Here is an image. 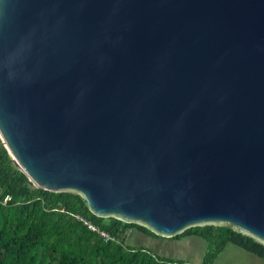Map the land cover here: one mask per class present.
<instances>
[{
	"label": "water",
	"instance_id": "95a60500",
	"mask_svg": "<svg viewBox=\"0 0 264 264\" xmlns=\"http://www.w3.org/2000/svg\"><path fill=\"white\" fill-rule=\"evenodd\" d=\"M0 138L98 216L264 242V0H0Z\"/></svg>",
	"mask_w": 264,
	"mask_h": 264
},
{
	"label": "trees",
	"instance_id": "16d2710c",
	"mask_svg": "<svg viewBox=\"0 0 264 264\" xmlns=\"http://www.w3.org/2000/svg\"><path fill=\"white\" fill-rule=\"evenodd\" d=\"M130 229L163 237L143 224L94 214L78 192L34 186L0 138V264H192L161 257L144 246H129ZM191 235L209 243L201 264H213L230 242L264 261V242L232 225H197L170 238Z\"/></svg>",
	"mask_w": 264,
	"mask_h": 264
},
{
	"label": "rangeland",
	"instance_id": "374dc122",
	"mask_svg": "<svg viewBox=\"0 0 264 264\" xmlns=\"http://www.w3.org/2000/svg\"><path fill=\"white\" fill-rule=\"evenodd\" d=\"M126 242L131 247L144 246L161 257L192 264H201L210 249L208 241L196 235L172 239L164 236L152 237L136 229L128 231ZM213 264H264V261L256 254L230 242Z\"/></svg>",
	"mask_w": 264,
	"mask_h": 264
},
{
	"label": "built area",
	"instance_id": "2783aa9c",
	"mask_svg": "<svg viewBox=\"0 0 264 264\" xmlns=\"http://www.w3.org/2000/svg\"><path fill=\"white\" fill-rule=\"evenodd\" d=\"M79 219L83 220L85 224H88V226L92 229V230H96V231H99L98 227H96L95 225H93L91 222L87 221L86 219L80 217V216H77ZM100 233L106 238V239H109L110 238V235L104 231H100Z\"/></svg>",
	"mask_w": 264,
	"mask_h": 264
}]
</instances>
